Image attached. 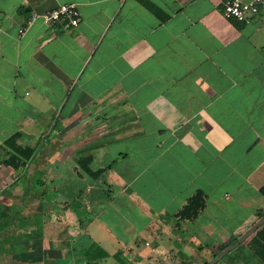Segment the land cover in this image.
<instances>
[{
	"label": "crops",
	"instance_id": "1",
	"mask_svg": "<svg viewBox=\"0 0 264 264\" xmlns=\"http://www.w3.org/2000/svg\"><path fill=\"white\" fill-rule=\"evenodd\" d=\"M64 2L73 27L30 18ZM221 5L0 0V143L34 148L21 171L0 151L4 199L35 215L10 264H203L264 214V8Z\"/></svg>",
	"mask_w": 264,
	"mask_h": 264
},
{
	"label": "trees",
	"instance_id": "2",
	"mask_svg": "<svg viewBox=\"0 0 264 264\" xmlns=\"http://www.w3.org/2000/svg\"><path fill=\"white\" fill-rule=\"evenodd\" d=\"M19 138L20 132L16 131L0 143V151L3 152L1 162L10 170L21 171L34 153V148L28 144H21L18 142ZM88 163L89 158L87 157L83 165L85 171L90 174L99 172L91 170ZM12 184L4 183L2 177H0V264H10V256L15 248L14 244L18 232L25 226H31L30 222L32 221L31 213H21L18 203L4 199L3 196L9 193ZM260 190L264 195V184ZM203 204L202 194L198 191L187 200L179 210L178 215L181 218H193L199 209L203 207ZM235 239L236 237H233L228 243L220 245L213 257ZM228 257H230L229 261L233 262L254 264L255 261H258L260 264H264V222L244 241L224 254L214 264H221ZM207 262L205 261L203 264Z\"/></svg>",
	"mask_w": 264,
	"mask_h": 264
},
{
	"label": "built area",
	"instance_id": "3",
	"mask_svg": "<svg viewBox=\"0 0 264 264\" xmlns=\"http://www.w3.org/2000/svg\"><path fill=\"white\" fill-rule=\"evenodd\" d=\"M264 8V0H222L221 11L227 19L250 23ZM40 17L45 23L59 22L65 29L77 25L79 11L76 3H60L42 13H32L30 18Z\"/></svg>",
	"mask_w": 264,
	"mask_h": 264
},
{
	"label": "water",
	"instance_id": "4",
	"mask_svg": "<svg viewBox=\"0 0 264 264\" xmlns=\"http://www.w3.org/2000/svg\"><path fill=\"white\" fill-rule=\"evenodd\" d=\"M264 222V214H262L250 227H248L239 237L234 241L222 248L212 259H210L206 264H214L218 261L224 254L232 250L239 243L244 241L256 228H258Z\"/></svg>",
	"mask_w": 264,
	"mask_h": 264
},
{
	"label": "rangeland",
	"instance_id": "5",
	"mask_svg": "<svg viewBox=\"0 0 264 264\" xmlns=\"http://www.w3.org/2000/svg\"><path fill=\"white\" fill-rule=\"evenodd\" d=\"M82 173H83V171L80 169V168H78ZM35 189V178H33L32 180H31V182L29 183V185H28V190H34ZM31 199L32 198H27V197H25L23 200L24 201H29V203H31L30 201H31ZM14 200L15 201H17L18 202V197H15L14 198ZM33 205V204H32ZM17 207V206H16ZM12 209H14L13 207H12ZM31 217L32 218H34L35 217V215L33 214V212H31ZM31 222H33V221H31ZM218 251V249H215V251L214 252H217ZM119 262L118 261H115L114 259L112 260H107V262H105V261H101L100 262V264H118ZM227 263L228 264H244V263H240V262H233V261H227ZM166 264V263H165ZM254 264H259V262L257 261H255V263Z\"/></svg>",
	"mask_w": 264,
	"mask_h": 264
}]
</instances>
